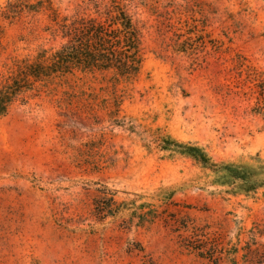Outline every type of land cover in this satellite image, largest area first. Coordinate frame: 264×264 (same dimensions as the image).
Masks as SVG:
<instances>
[{"label":"rangeland","instance_id":"374dc122","mask_svg":"<svg viewBox=\"0 0 264 264\" xmlns=\"http://www.w3.org/2000/svg\"><path fill=\"white\" fill-rule=\"evenodd\" d=\"M9 1L0 89L64 43L49 13L8 17ZM88 1L52 3L97 17ZM127 1L137 76L35 82L0 116V264H264V0ZM166 134L247 180L162 150Z\"/></svg>","mask_w":264,"mask_h":264},{"label":"trees","instance_id":"16d2710c","mask_svg":"<svg viewBox=\"0 0 264 264\" xmlns=\"http://www.w3.org/2000/svg\"><path fill=\"white\" fill-rule=\"evenodd\" d=\"M105 2V3H103ZM127 0H89L88 9L98 16L60 15L52 0H11L7 16L20 13H49L57 24L56 32L64 39L58 48H41L34 58L16 63L15 75L0 89V116L21 92L32 89L35 82L53 79L77 71L83 73L114 71L122 78L138 75L142 63V30L129 12ZM121 100L118 99V104ZM162 150L188 155L205 167L231 178L243 177L242 167L229 163H215L203 147L180 141L170 134L161 135ZM216 167V168H215ZM114 212L110 204L96 203L98 217Z\"/></svg>","mask_w":264,"mask_h":264}]
</instances>
